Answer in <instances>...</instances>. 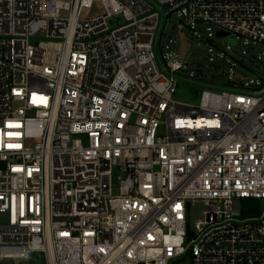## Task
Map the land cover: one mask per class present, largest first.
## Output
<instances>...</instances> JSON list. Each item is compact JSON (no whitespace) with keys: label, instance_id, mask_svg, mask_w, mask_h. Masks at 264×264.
<instances>
[{"label":"built area","instance_id":"1","mask_svg":"<svg viewBox=\"0 0 264 264\" xmlns=\"http://www.w3.org/2000/svg\"><path fill=\"white\" fill-rule=\"evenodd\" d=\"M175 15L226 42L224 83L189 71L193 104ZM252 44L264 0H0V264H264V73L237 79L234 51Z\"/></svg>","mask_w":264,"mask_h":264},{"label":"rangeland","instance_id":"2","mask_svg":"<svg viewBox=\"0 0 264 264\" xmlns=\"http://www.w3.org/2000/svg\"><path fill=\"white\" fill-rule=\"evenodd\" d=\"M104 12L102 3L97 2L93 5L92 8L84 9L82 16L83 17H92L97 16ZM182 25V28L179 27ZM208 24H199L197 29L201 34V38L193 33L187 25H185L176 15L172 17L166 24L164 30L163 41L167 42L170 38L176 40V43L173 44V50H175L181 61H183L187 68L179 73L180 83L179 89L176 94V98L187 103H196L198 101L199 93L202 91L203 87L196 82L189 81L193 80L189 78V71L193 69L197 72L194 80L198 79L206 82L214 83H224L227 80V74L223 73V70H217L214 68L213 64L208 60V48L212 44H216L219 47H225V40L217 36L208 37V32L206 31ZM214 30H217L216 27H213ZM244 47L242 45L234 47V51L239 57H241L244 62L248 65L249 69L243 71L244 75L240 76L237 79L248 80L250 78H257L264 73V62L259 61L258 57L261 55L259 50L264 51V46L261 44H252L250 47H245L246 52H243ZM222 67V69H228V66L222 65L220 62L215 63ZM247 200H242L237 202V206L242 208L243 204H247ZM245 211H249L244 207ZM204 206L200 203L196 204L191 208L190 214V227L191 230H195V224L204 218ZM39 254H33L32 257L28 260L27 264H34L40 262L37 258ZM170 264H191L190 256L180 257L176 260H173Z\"/></svg>","mask_w":264,"mask_h":264},{"label":"trees","instance_id":"3","mask_svg":"<svg viewBox=\"0 0 264 264\" xmlns=\"http://www.w3.org/2000/svg\"><path fill=\"white\" fill-rule=\"evenodd\" d=\"M247 202H248L247 204H254V203H252L253 201H251V200H248ZM252 210H255V209H252ZM256 212H257V210L256 211H252V212H248V214L252 215V214H254Z\"/></svg>","mask_w":264,"mask_h":264},{"label":"water","instance_id":"4","mask_svg":"<svg viewBox=\"0 0 264 264\" xmlns=\"http://www.w3.org/2000/svg\"><path fill=\"white\" fill-rule=\"evenodd\" d=\"M218 35L222 36V35H224V32L220 31V32L218 33ZM232 42L234 43L233 40H232Z\"/></svg>","mask_w":264,"mask_h":264}]
</instances>
